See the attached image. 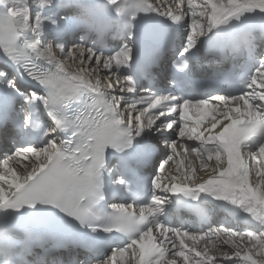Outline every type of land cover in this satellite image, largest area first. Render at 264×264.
<instances>
[{
    "label": "snow or ice",
    "instance_id": "1",
    "mask_svg": "<svg viewBox=\"0 0 264 264\" xmlns=\"http://www.w3.org/2000/svg\"><path fill=\"white\" fill-rule=\"evenodd\" d=\"M178 257L264 264V0H0V264Z\"/></svg>",
    "mask_w": 264,
    "mask_h": 264
},
{
    "label": "bare ground",
    "instance_id": "2",
    "mask_svg": "<svg viewBox=\"0 0 264 264\" xmlns=\"http://www.w3.org/2000/svg\"><path fill=\"white\" fill-rule=\"evenodd\" d=\"M153 2H154V0H153ZM191 143V142H190ZM180 159H183V157H180V158H177V160L175 161V162H170V166H166V168H165V172L166 173H168V172H171L173 175H177L178 173H177V171H176V166H177V164L180 162ZM187 161H191L192 162V164L193 165H195L197 168H199V161L196 159V157L194 156V155H189L188 157H187V160L185 161L186 163H187ZM253 162V161H252ZM252 162H250V167H251V164H252ZM256 167L257 166H255L253 169L254 170H252V177L255 179V173H256ZM251 169H252V167H251ZM257 169H258V167H257ZM254 171V172H253ZM198 175H204V173L203 172H199L198 171ZM233 207V206H232ZM238 210V209H237ZM236 210V211H237ZM229 221L230 220H232L231 222H237V221H235V220H233V219H231V218H229L228 219ZM223 238V237H222ZM212 239H215L214 237L212 238ZM203 245V241H200L199 242V244L197 245V247H200V246H202ZM221 247H223V245L221 244ZM217 258H219V253H217ZM182 260V257H178L177 258V264H180V261Z\"/></svg>",
    "mask_w": 264,
    "mask_h": 264
},
{
    "label": "rangeland",
    "instance_id": "3",
    "mask_svg": "<svg viewBox=\"0 0 264 264\" xmlns=\"http://www.w3.org/2000/svg\"><path fill=\"white\" fill-rule=\"evenodd\" d=\"M252 170H254V169H252ZM256 170H257V167H256ZM254 172V171H253ZM254 179V178H253ZM255 179H256V176H255Z\"/></svg>",
    "mask_w": 264,
    "mask_h": 264
}]
</instances>
